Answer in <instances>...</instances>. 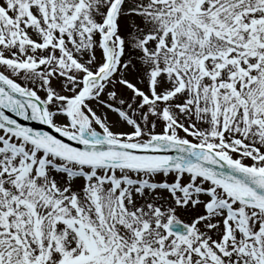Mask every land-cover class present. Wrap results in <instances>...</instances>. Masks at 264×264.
I'll return each instance as SVG.
<instances>
[{
    "label": "snow or ice",
    "instance_id": "1",
    "mask_svg": "<svg viewBox=\"0 0 264 264\" xmlns=\"http://www.w3.org/2000/svg\"><path fill=\"white\" fill-rule=\"evenodd\" d=\"M0 264H264V0H0Z\"/></svg>",
    "mask_w": 264,
    "mask_h": 264
}]
</instances>
